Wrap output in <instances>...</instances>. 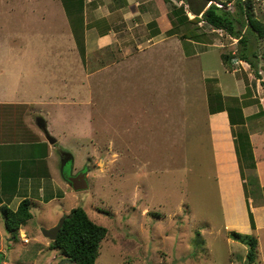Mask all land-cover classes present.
Listing matches in <instances>:
<instances>
[{"label": "rangeland", "instance_id": "rangeland-1", "mask_svg": "<svg viewBox=\"0 0 264 264\" xmlns=\"http://www.w3.org/2000/svg\"><path fill=\"white\" fill-rule=\"evenodd\" d=\"M51 2L37 0L34 14L28 0H0L2 102L32 97L22 113L43 137L35 119L44 118L57 141L50 159L56 168H52L53 176L42 160L43 151L29 146L36 162L21 159L24 168L15 175L16 180L31 174L27 190L22 187L15 193L14 186L4 194L6 206L22 196L34 205L32 219L26 224L27 236L19 233L22 238L18 241L9 240L0 216V264H60L59 251L49 249L42 231L52 222L58 223L61 213L76 207L107 229L96 264H247L248 246L229 238L230 231L224 226L207 119L211 105L223 107L226 102L233 112L241 109L242 100L228 97L221 102L215 79L204 78L209 71L202 72L198 61H188L177 53L116 65L112 52L87 54L83 39H77L75 52L57 50L49 58L41 37L57 30L52 23L57 11ZM164 2L169 11L187 8L181 0ZM189 15L188 19L193 16ZM174 18L169 14L171 23L165 28H173L165 37L192 26L176 29ZM73 20L79 23L80 18L75 15ZM210 36L224 39L217 33ZM233 48L223 50L231 49L227 50L231 54ZM263 49L262 44L260 59ZM216 59L211 70L219 71L221 82L228 83L230 78ZM235 59L233 66H238L241 60ZM17 110L5 108L4 127L19 122L20 117L14 116ZM258 117L245 120L243 129L234 130L240 165L251 157L247 131L264 130L262 109ZM1 142L13 146L4 149L18 154L30 143L26 136L8 134ZM59 150L72 156V161L62 165L64 174L85 169L87 190L73 191L58 176ZM246 170L243 186L251 212L248 199L252 204L262 203L263 193L254 169ZM53 195L57 196L54 202L48 198ZM249 235L257 241L254 264H264V229Z\"/></svg>", "mask_w": 264, "mask_h": 264}, {"label": "crops", "instance_id": "crops-1", "mask_svg": "<svg viewBox=\"0 0 264 264\" xmlns=\"http://www.w3.org/2000/svg\"><path fill=\"white\" fill-rule=\"evenodd\" d=\"M51 1V5L55 4L54 8L57 11L56 16L52 19V23L57 30L53 35L41 37L49 58L57 50H70L75 52L77 39H83L84 51L87 54L104 51H107L108 54L109 51L112 52L116 56L114 60L116 65L136 63V58L140 61L148 57L177 53V55H181L183 58L188 59V61L189 59L198 61L197 67L199 66L202 72L203 69L209 71L207 74H204V78L208 79V81L215 79L216 87L221 93V102L228 97H235L242 100L241 111L244 121L253 117V120L259 118L258 114L261 109L264 116V87L261 86V82H264V49L261 59L258 52L259 46L262 44L264 46V38H258L255 33L247 28V24L245 25L246 21L240 10L239 0H218L226 4V8L229 11V18L239 32L238 36L233 37L222 30L212 29L211 26L201 21L198 24L200 27H206V25L208 28L211 27V29L209 28L210 30L207 28L209 31L197 27V33L205 35L204 43L182 39L181 36L184 31L182 32L179 29L172 35L165 37V32L171 30L173 27L165 28V25L171 23L169 19L171 11L167 8L164 0ZM28 2L30 5L32 4L34 8L33 13L35 14L37 0H28ZM251 2L254 18L260 24L264 25V0H251ZM214 3L216 4L217 2ZM75 15H78V18H80L79 23L73 20ZM186 15L190 16L188 12H186ZM190 18H193V16L189 17V20ZM188 25L192 24L189 23ZM192 26L190 28H193ZM81 28H83L82 31ZM75 31H77V35ZM211 33H217L220 37L224 36V39L218 40L210 36ZM239 40L243 42L240 43ZM223 48H233L234 51L231 52V55L234 56H237L239 53L244 57L253 56L251 59L248 57V60L252 61L254 68H251L250 64L245 60L241 61L238 66L234 65L231 70H228L223 65L220 55L222 53L229 54L227 50L231 49L223 50ZM255 55L258 56L256 59L254 58ZM216 57L218 58V64L221 66V71L230 78L228 79V83L221 82L219 71L211 70L213 62L217 61ZM35 58L36 56H34ZM235 62L236 59L234 58L233 64ZM189 64L192 65L191 62ZM33 70L36 72V69ZM253 71L258 73L260 79L253 78ZM33 76H35V73ZM230 91H236L237 94L233 96L230 94ZM0 98V206H2L7 198L4 194L11 192L14 186H16L15 193L17 191L19 192L22 187L25 191L27 190L25 185L30 182L31 174L24 176L22 174L16 180L15 175L20 171L22 172L24 168V165L21 164V159H24L28 163L36 162V157L32 155L34 149L28 151L29 146L33 148L36 146L39 148V151H43L42 160L46 161L47 169L55 168V166L54 163L50 162V159L53 158L52 145H49L42 134L28 123L26 113H22V111H25V107L32 103V97H24L21 100L11 103H3L4 97ZM246 102L247 104L244 105ZM227 105L224 102L222 110L210 113L211 105L210 108L208 107L207 114L212 158L216 170V182L222 201L224 226L230 232L251 234V232L264 229V197L262 196V203L259 202L256 204H252V200L250 198L248 199L249 206H252L251 212L255 222V230L252 231L248 218L247 194L243 186V175L246 176L248 171L246 170L244 172L246 167L254 169L253 173L256 176V182H259V188L262 189L261 193H263L264 130H260V132L253 130L247 131V139L249 143L251 142L250 146H248L251 157L243 162L246 166L243 164L240 165V153L235 145V138L238 133H234V130L238 128L240 130L243 129L245 124L243 126L231 127L226 111ZM9 106H14L16 109H19L14 116L20 117V120L14 123L12 128H6L2 125L4 123V110ZM260 107L261 109H259ZM7 134L15 137L26 136V139L30 143L25 145L23 151L20 150L19 154L14 149H4L13 147H5L2 145L1 141ZM4 155L7 156L5 157ZM253 159H257L254 166H252ZM51 174L53 176V169ZM58 176L66 182L59 169ZM56 197L53 195L48 198L54 202ZM24 198L27 197L22 196L14 204L10 203L8 207L15 210ZM70 211L71 209L61 213V217ZM56 223L55 221L52 222L51 224L53 225L48 226L46 229L56 226ZM19 233L20 236L21 234L27 236L26 225L20 229ZM26 240L29 241L30 239L27 238ZM1 263L3 264L4 262Z\"/></svg>", "mask_w": 264, "mask_h": 264}, {"label": "trees", "instance_id": "trees-1", "mask_svg": "<svg viewBox=\"0 0 264 264\" xmlns=\"http://www.w3.org/2000/svg\"><path fill=\"white\" fill-rule=\"evenodd\" d=\"M181 1L186 4L187 8L183 9L181 6L171 11V18L175 17L174 20H172L173 25L176 24V29L181 26H187L189 23L194 25L193 28H188L187 26L181 36L182 39L204 43L205 35L198 34L196 31L198 23L201 21H204L215 30H222L233 37L238 36L239 32L229 18V11L226 8L225 3L219 2L218 0ZM214 2L221 4V7H217ZM238 2L242 15L245 17V25L247 24V28L255 33L258 38H264V25L260 24L254 18L251 0H239ZM186 12L191 13L193 18L189 20ZM242 42L243 41H240V43ZM237 56L241 61L246 60V57L242 56L240 53ZM220 57L223 65L228 70H231L233 67L232 60L236 56L222 53ZM251 68L254 67L251 66ZM253 73L256 78L260 79V76L256 74V71H253ZM261 86L264 87V82H261ZM220 110H222V107H211L209 112L215 113ZM226 111L229 116L231 127L243 126L245 124L244 118H242L241 109H235L231 112V108L228 109L227 107ZM260 115L262 114L260 113ZM247 142H249L248 139ZM248 146H250L249 143ZM33 205L34 203L30 199L25 198L18 204L15 210L10 209L6 205L0 206V216L2 217L3 225L10 241L19 240L20 229L32 219L31 209ZM248 213L250 227L251 230L254 231L255 223L253 215L250 211ZM65 216H68V218L64 220L63 226L59 230L55 240L49 241V249L59 251L62 257L61 259H68L72 264H96V259L99 256L100 243L105 238L107 229L92 222L82 207L71 209V211ZM229 238L248 246L246 262L247 264H254V253L257 251V241L255 237H252V235L249 234L230 232Z\"/></svg>", "mask_w": 264, "mask_h": 264}, {"label": "water", "instance_id": "water-1", "mask_svg": "<svg viewBox=\"0 0 264 264\" xmlns=\"http://www.w3.org/2000/svg\"><path fill=\"white\" fill-rule=\"evenodd\" d=\"M35 124L37 128L43 133L44 138L49 145H54L57 142L56 139L49 134L47 129V124L44 118L37 117L35 119ZM65 154L68 155L69 157V159H67L66 162L70 160L72 161V156L69 153H65ZM66 162H62L61 164L64 165ZM86 179L87 178H85L84 174H78L74 176L69 175L68 178H66V182L73 191H81L88 189V184ZM66 218H68V216L61 217L56 226L50 229L43 230L42 231L43 236L49 241H54L55 238L57 237L59 230L63 226L64 220ZM60 264H72V263L68 259H63Z\"/></svg>", "mask_w": 264, "mask_h": 264}, {"label": "flooded vegetation", "instance_id": "flooded-vegetation-1", "mask_svg": "<svg viewBox=\"0 0 264 264\" xmlns=\"http://www.w3.org/2000/svg\"><path fill=\"white\" fill-rule=\"evenodd\" d=\"M65 153H66V152H63V151H60V150H59V152H58V157H59V163H60V164H61L62 162H66V160L69 159L68 155H66ZM63 167H64V165H63ZM59 169H60L61 174L63 175L62 177H63V179H64L65 181H66V178H68L69 175L74 176V175H78V174H84L85 178H86V176H87L85 169L80 170V171H78V172H76V173H73V171H71V172L69 173V175L63 173L62 164L59 166ZM86 181H87V179H86Z\"/></svg>", "mask_w": 264, "mask_h": 264}]
</instances>
